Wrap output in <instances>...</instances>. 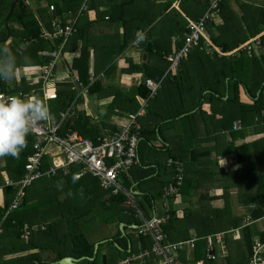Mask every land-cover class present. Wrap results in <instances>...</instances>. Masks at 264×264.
Listing matches in <instances>:
<instances>
[{
    "label": "trees",
    "instance_id": "16d2710c",
    "mask_svg": "<svg viewBox=\"0 0 264 264\" xmlns=\"http://www.w3.org/2000/svg\"><path fill=\"white\" fill-rule=\"evenodd\" d=\"M28 1L17 0L15 3V0H0V48L8 47L16 55L17 67L36 66L41 68L50 59L38 56V52L41 50L53 51L61 42V39L54 41L43 40L40 37L42 30L51 32V21L53 19H62L67 12L74 17L78 12L77 20L74 23L77 31L67 40L63 50H66V45L70 41H73V45L78 40L82 41L81 35L85 31L82 25L83 20L86 19V12L91 9L93 0H88L84 13H79L83 0L50 1L47 3V8H32ZM190 1L194 3V0ZM208 1L203 0L206 8ZM49 6L53 7V11L50 14L48 12ZM170 6L169 1L161 5L162 9L157 10L158 12H155L145 25L137 27L138 30L143 32L146 29L149 30V33L146 34L148 35V37L146 36V41H149L148 38L159 31L160 28L158 27L166 25L168 30L173 29L167 36L166 46L162 40L161 44L158 41H152L149 45L146 41H141V49L157 63L154 64V67L137 65L134 70L142 72L145 78L152 79L155 82L160 81L163 89L160 92L158 91V95L156 94L154 98L158 99L160 93L164 91L167 94V98L163 103L165 107L157 115V118L155 117V122L152 120L148 122L144 130L137 126L132 129V132L137 133L140 140L148 142L149 134L151 137L156 138L158 133L161 137L162 130L167 127L172 128L176 120L183 119L186 124L179 134L181 151L178 149L176 152H170L168 158L183 164V183L185 182V184L188 183L189 185L190 182L196 180L197 168L206 164L202 159L208 158L210 151H214L217 157L225 155L236 156L239 164L237 171L233 173H224L222 169L217 171L223 174L226 180H230L233 183L237 182V186L244 187L242 193L239 194L243 195L245 199L242 200L239 197L240 203L249 208L248 213L251 221L259 223L264 220V118L262 114L264 113V54L257 57L252 53L249 56L245 50L238 51L230 56L218 55L216 52L207 54L204 49H201L202 44L198 43L193 46L187 59L182 61L177 72H169L165 75L168 63L163 60L164 55L178 50L182 46L184 37L188 32L186 20L181 14H186L187 18L189 16L193 18L192 13L183 10L181 4L179 7L181 13L170 8ZM200 6L203 7V5ZM242 11L243 16L238 17L235 12L231 11L229 0H223L219 5L218 13L222 24L215 27L211 22L207 23L206 31L212 44L220 48L225 55L231 53L240 44L263 32L261 30L264 28V23L258 29L254 25V21L261 15L264 16V9H258L255 6H245ZM61 21L63 24H67L66 20ZM174 35L178 36V41L175 43L176 48L171 52L172 42L170 39ZM9 39L10 42L6 44L5 42ZM130 42V40H125L118 50L111 53L110 62L113 60L112 56L121 54ZM260 43L264 47V35L260 37ZM21 45H24V47L21 48ZM82 45L80 55L72 61L70 70L71 75L77 78L79 83L86 86L89 82L90 53L87 45ZM25 56L29 58L27 62L23 59ZM106 66L109 67L105 73L110 71L112 65L106 64ZM196 67L198 69L194 70ZM208 73H210V76L207 75ZM196 79L197 81H195ZM97 85L98 82L89 89V92H92ZM0 87L5 90L8 86L3 80H0ZM35 88L37 91L41 87L39 84L27 86L25 79L21 78L17 83H14L9 93L31 95V91ZM225 95H227V98L223 100ZM147 96L148 91L142 81L138 86L132 87L127 95L121 96L123 102L120 107L114 106L116 104L114 100L107 107L109 113L106 116L113 114V108L135 116L147 100ZM58 97L59 100H55L51 107L53 113L69 107L75 98V91H71L69 87L65 86L59 90ZM154 98L147 100V116L153 113V108L151 105L149 106V102ZM216 101L222 104V111H215L213 106H215ZM230 107L232 108L231 110ZM198 115L199 118H197ZM235 120H239L242 124L240 131L232 130V123ZM198 121L203 130L206 132L209 130L210 136L215 134L214 146L203 149L205 152L200 151L199 148L196 149L198 147L196 142L198 141L200 144L205 139L200 135H193V131L198 127L196 125ZM105 126L103 123L91 124L88 122L87 117L81 115L77 119L68 118L63 123L62 133L77 131L83 137L97 144L98 139L102 135V127ZM248 128H252L254 134L261 136L251 142L236 145V140L245 137ZM225 132L230 133L232 141L224 144L219 137L225 139ZM182 139L185 140L186 145L181 143ZM35 140L29 134L27 136V146L18 158L3 157L6 163L5 169L8 172V179H13L16 182L21 178L26 158L31 154L32 144ZM221 148H224V153ZM166 149L167 152L168 150L170 151V149ZM200 152L205 153V155H200ZM221 159L225 162L227 161L225 158H220L219 165L223 168ZM44 162V169H46L47 162L46 160ZM199 162L200 164L196 167ZM139 168H142V165ZM199 168L201 169V167ZM75 170L76 168L72 167L71 173ZM205 171H208V169ZM242 171L245 173L244 177L246 180L241 183L240 178L236 175ZM71 173L63 176L62 172L59 171L55 177H43L35 180L31 185L24 188L23 199L18 208L11 210L5 217H3L4 213L10 203L7 202L4 207H0V228H2L0 232V255L36 249L38 250L37 253L15 258L10 263L49 264L42 260L41 254L50 253L54 256L53 263L65 257H72L80 261L92 259L86 264H102V256H104L106 264H115L120 259L136 255L140 249L150 251L152 244L150 237L147 235H134L132 226H139L141 224L140 218L134 216L135 211L132 209L127 210L124 207L126 198L121 193L112 195L110 191L101 188L97 179L90 175L74 179ZM170 175L172 178L173 168L170 171ZM128 176L129 172L121 178L125 186L131 187L132 183L129 182ZM137 179L140 183L146 180L142 173L139 174ZM171 180L162 187V192H160L159 196L142 195L150 210L153 211L157 199L162 200L164 188L168 186ZM134 182L139 184L136 181ZM237 186L231 185L230 188L236 189ZM253 186L254 188H252ZM8 188L13 199L18 189L15 186H9ZM224 195H222V199H224ZM173 198L175 196L168 201H172ZM205 205L207 203L201 201L199 202V208L201 207L199 211L189 208L187 212L181 213V216L178 215L177 210L170 209L166 213L167 219L165 223L160 225L165 239L171 243L189 240L191 234H189L187 229H195L194 235L196 234V238L199 240L195 242L190 263H187L184 255L182 256L181 260L186 264H193V262L205 258L207 236L241 227V217L229 220V227L226 230L219 228H214L213 230L208 223H200L199 221V223L193 224L191 221L193 215L196 216L197 213L205 211ZM252 206L254 209L251 208ZM137 207L139 209L141 207L138 202ZM223 207L226 209L225 204ZM222 211L224 209L218 210L215 207L214 212L217 213L206 222L215 225L216 223H222L225 217H232L227 215L226 211L223 215ZM143 215L147 219L144 212ZM93 221L94 226L92 228L102 224H115V234L100 240L90 241L87 237V232L84 230L85 227L83 228L82 225L91 224ZM120 224H124L123 233L119 230ZM25 225L38 227L37 231L31 232L26 242L21 239ZM254 225L257 224L253 223L241 229L245 240L244 246L239 245L236 241L227 240L228 255L224 256L225 258L220 260L219 264H247L251 255L254 237L257 236L259 241L264 242V229H258ZM41 227H44V229L41 230ZM183 227L186 229L182 230ZM128 230L130 233H127ZM102 240L108 243L107 249L104 250L102 244H100L94 255V245ZM112 251L115 253L113 254ZM209 262L207 261L206 264H215ZM132 264L159 263L156 258L151 256L143 260L137 259Z\"/></svg>",
    "mask_w": 264,
    "mask_h": 264
},
{
    "label": "crops",
    "instance_id": "0c3cea01",
    "mask_svg": "<svg viewBox=\"0 0 264 264\" xmlns=\"http://www.w3.org/2000/svg\"><path fill=\"white\" fill-rule=\"evenodd\" d=\"M168 1L171 4L170 8H173L180 12L179 7L181 4L183 10H187L189 13H192L193 18H191L190 16L189 18H187L186 14L182 13L181 15H183L185 20L188 19L191 21H196L206 11V6L203 0L202 1L194 0V3L190 0H93L91 9H88V11L86 12V19L83 20L82 25L85 31L84 33L82 32L83 34L81 35L82 41L78 40L77 42L74 43V45H73V41H70L66 45V50H63L62 52V59L55 66V69H54L55 80L53 79V81L50 82V85H49V88H53V91L51 92V94L54 93L55 96H53L51 99L46 101L49 105L51 114L54 116H58L59 113L61 112L69 111L68 115L64 119V122H66L68 118L77 119L81 117L82 115L84 117H87L88 122L91 124L103 123L106 126L102 127L101 137H103L104 133H111L117 130L118 128L128 126L131 121L134 122L133 128H136L137 126H139L141 127L142 130H144L145 127L147 126L148 124L147 122L149 121L150 117L152 121L155 122L157 115L160 114L165 107V105L163 104L165 99H161V98L156 99L154 98L156 95L153 97L154 99L149 102L150 103L149 106L151 105L153 108V113L152 114L150 113V116L149 115L147 116L146 111H145L146 113L144 112V109H147V100L144 103L145 105L143 104V106L140 108V110L137 112L135 116L122 112L121 110L116 109V108H113V111H114L113 114H110V116H106V115L109 113L107 111L108 109L107 107H109V105H111V103L114 100L116 103L114 104V106L120 107V104L123 102V99L121 97L122 95L123 96L127 95L129 90L132 87L134 88L138 86L139 84H141L142 81L144 82V80L149 79V78H145L142 72H136V70H134L137 67V65H140V66L150 65L154 67V64L157 63L153 58H150L148 54L141 49V45H140L142 41L141 37H144L143 41H146L148 37V35L146 34L149 33V30L146 29L143 32L141 30H138L137 27L145 25L147 23V20H149L150 17L153 14H155V12H158L157 10L162 9L161 5L168 3ZM28 3H30L32 6L35 5L34 8H40V7L47 8V5L45 4V2H43V0H29ZM200 5H203V7ZM229 6L231 8V11L235 12L238 17H242L243 16L242 8H244L245 6H255L258 9L259 8L264 9V0H229ZM48 12L50 14L51 11L48 10ZM197 12H199V14L196 16L195 13ZM77 14L76 16L72 17L71 13L67 12L64 14L62 19L61 18L60 19L66 20L67 24H73L77 20V17H78ZM92 22L93 23L95 22V23L90 24ZM208 22H211L212 24H214L215 27L220 26L222 24V20L219 14L213 16L211 20ZM263 23H264V16L262 15L261 17H259L258 19L254 21V25L258 27V29L261 28ZM251 24H253V22H251ZM158 28H160L159 31L154 33L152 37L150 36L148 38L149 41H146L148 45L151 44L152 41H158L159 44H161V40L164 41L165 46L167 45V41H168L167 36L173 28L168 30L166 25L158 27ZM263 29L261 30L263 32H261L254 38H251L245 42V43H248L250 41L252 42L251 43V46H252L251 54L253 53L257 57H260L262 54H264V47L260 43V37L264 35ZM253 39H256V41L253 42L252 41ZM125 40H130L131 42L128 44L127 48L121 54L113 55L112 56L113 60L112 62H110L111 53H114L116 50H118V48L121 46V44H123ZM170 40L172 42V45H171V52H172L176 48L175 43L178 41V36L174 35L171 37ZM9 42H10V39L7 40L5 43L8 44ZM82 44L87 45L88 47L87 49L90 53L89 55V79H88L89 82H88V85L86 86L79 83V81L75 83L73 81L75 77L71 75V70H70L72 61L75 58L79 57L80 55L81 48L83 46ZM243 44H240L237 48L233 49L232 51L237 50ZM41 51H47V50H41ZM41 51L38 52V56ZM167 55H164V58H163L164 61H166L165 56ZM106 64H110V66L111 65L112 66H111L110 71L105 73V71L109 67V66L107 67ZM36 68H37L36 66H31V67L26 66V67L19 68V69H23L24 72L26 71L27 74L26 73L17 74L14 80L6 83V85L8 86L7 87L8 92L10 89L13 88L14 83H17L19 79L21 78L25 79L27 86H36L39 84L41 87L42 84L38 80L39 75L36 72H33L34 70H36ZM197 69L198 67H196L194 70H197ZM166 74H167V70L165 72V75ZM207 75L210 76V73H208ZM149 80H152V79H149ZM195 81H197V79ZM97 82H98L97 87L92 92H89V89ZM65 86L67 88L69 87L71 91H75V98L71 102L69 107H67L65 110H60L57 113H53L51 109L52 104L55 100L57 99L59 100V97H58L59 90H61ZM161 86L162 85H160V88L158 90L159 92L163 89V87ZM31 93L32 95H26V96L27 97L38 96L41 99H44L41 88L38 89L37 91L35 88L33 89V91H31ZM166 98H167V94H166ZM137 101L139 102L138 98H137ZM262 114L264 118V113ZM63 123L61 127V132L63 128ZM199 123L200 122L198 121L196 124L198 125V127H196V130L193 131L194 133L193 135L194 136L200 135L203 138H208L211 133L209 132V130L208 132L203 130L200 127ZM171 130L172 128L170 127L165 128V130H163L164 134L161 135L160 137L159 134L157 133L156 138L151 137L149 134L148 143L144 147H142L143 151H148V149H154V148H157L163 151L166 148L170 149L171 146H174L173 147L174 151L176 149H179V151H181L180 150L181 148H178L180 146L179 141L174 144L173 143L171 144L170 142L172 139L170 138V135L168 132H170ZM182 130L183 128H181L179 132H181ZM74 132L77 133V131H74ZM260 136L261 135L254 134L252 128H248V130L246 131L245 137L241 139L239 138L240 140H236L235 144L238 145L241 143H248V142H251L257 139ZM222 141L224 144L232 141V137L229 132H225V139H222ZM196 143L198 146L196 147V149L200 147H202V149L211 147L207 143H204L202 146H200L202 142L199 144V142L197 141ZM141 145L143 144L140 143V138H139V144L137 148L138 162H137V165L134 164L131 167L128 178L133 175L137 176L140 173L144 174L148 171H150L147 173L150 175V177L146 179V182H143L139 185L137 183H132L131 187H128L127 185L125 186L122 178L119 179V183L126 189H132L133 192L136 191V193H134L135 196L136 195L139 196V194L141 193L142 195L151 194L154 196H159L160 192H162V187L169 181V178L168 176L165 175L166 180H163L160 186L152 185L150 183L151 181H158V183H160L159 179L157 178L155 179V177H152L154 176V174L159 173V169L156 167L155 168L156 173H153V171L150 170L153 166H151L150 164H149L150 167L147 166L146 164H143L142 168L138 169V164L141 163L140 162L141 160L139 157V154L141 152L140 150ZM200 155L203 156L205 155V153L200 152ZM220 158H225L227 161L224 163L223 168L220 167L219 165ZM169 159L171 158H168L167 161ZM210 160H213V163H214L213 165L216 166L217 170L222 169L224 173H233L234 171H237L239 167L236 156L234 155H225V156L217 157L215 152L212 151V154L208 156L207 162H209ZM5 166H6V163H5L4 158H0V207H4L7 202L11 204L13 200L12 197L10 196V192L8 188L9 186L6 185V182L9 180L10 181L11 180L14 181V180L8 179V172L6 171ZM215 175H217L218 179H221L222 181H224L226 178L220 172L215 173ZM214 183L217 184L218 186L220 185V183L216 181ZM134 186H137L138 188L140 187V189L136 190ZM214 188L215 186L210 184L209 182L202 183L198 180L197 181L194 180L190 182V185L188 183L185 184L184 182L182 186L180 187V191L175 196V198H173V200L170 202L167 201L165 207H164V204L162 203V200L157 199L155 201L156 204L153 207L154 208L153 212L158 218H161V217L166 218V213L170 209H175L177 210L178 215L181 216V213L187 212L189 208H191L192 210L199 211L201 209V207L199 208V202L202 201L203 203H207V205L204 206L205 211H203V213H205L206 209L211 208V202L214 208L216 207V204H215L216 201L221 200L223 194L228 195V194H231L232 191H234L233 188H230L226 186L225 184L223 188H218V189L217 188L214 189ZM158 203H160V206L158 207L159 210L156 209V205ZM242 207H244V209L247 211L246 213L247 217L245 218L247 219L249 217V213H248L249 208L246 206H242ZM9 208H10V205L8 209ZM251 208L254 209L253 206ZM8 209L4 213L3 217H5L11 211ZM109 226L110 224H107L108 230H109ZM246 226L248 225L243 224L242 228L240 229H243ZM123 227H124V224H123ZM123 227H122V230H123ZM134 227L135 226H132L133 230L136 232ZM1 229L2 228H0V231ZM185 229L186 228L184 227L182 228V230H185ZM187 230L189 234H191L190 239L196 237V235L193 236L194 233L196 232L194 228H190ZM108 232L109 233L107 234V237H109V235L111 234L110 231ZM136 236H137V233H136ZM90 240L96 241L93 238H90ZM257 240H259V238L256 236L254 242ZM138 251L139 252L136 255L140 254L141 251L143 250L140 249ZM216 251L218 252V249H216ZM37 252L38 250L36 249H30L29 251L10 253L8 255L7 254L0 255V264H11L10 261L14 260L15 258L24 257L26 255L34 254ZM186 255L187 256L185 257V259L186 261L188 260L187 263H189V261H192L191 260L192 253L189 251L186 253ZM227 255H228V251L224 247V254L221 256L220 252L217 253V258L211 262L215 264H219L220 260L224 259L225 258L224 256H227ZM151 256L156 258L158 260V263L161 264L160 258L155 257L153 255ZM41 257H42V260L45 261L46 263L53 264L52 261H53L54 256L52 254L43 253L41 254Z\"/></svg>",
    "mask_w": 264,
    "mask_h": 264
},
{
    "label": "built area",
    "instance_id": "2783aa9c",
    "mask_svg": "<svg viewBox=\"0 0 264 264\" xmlns=\"http://www.w3.org/2000/svg\"><path fill=\"white\" fill-rule=\"evenodd\" d=\"M222 1L209 0L205 13L198 20H186V29L188 32L184 37L182 46L178 50L165 56V60L168 63L167 73L177 71L182 61L187 59L193 46L198 43L202 44L201 49H204L207 54L216 52L218 55L230 56L242 50H245L248 55L251 54V41L225 55L221 52L220 48L212 44L207 35V22L213 16L218 15L219 5ZM87 2L88 0L82 1L79 13L85 11ZM49 10L53 11V7L49 6ZM51 29V32L42 30L40 37L47 41L61 39V42L55 50L41 51L39 53V56L49 58L50 60L45 66L36 68L35 70L39 75L38 80L42 84L41 90L45 102L55 96L54 93L51 94L53 88H49L50 82L53 79L55 80V66L62 59V52L67 40L77 31L74 23L63 24L59 18L51 21ZM252 41L255 42L256 39ZM17 68V74L24 73L23 69H19L21 67ZM73 81L77 83L78 79L74 78ZM160 85L161 82H155L149 79L144 80V86L148 91L147 100L152 99L157 94ZM12 95L22 98L27 97L22 93L11 94L7 88L3 90L0 87V98L7 99V97ZM68 113L69 111H64L59 113L58 116L51 114V118L48 121L42 122L34 127L30 133L36 140L32 144L31 154L26 158L21 178L16 182L12 180L6 182L7 186H15L18 189L8 210L18 208L23 199L24 188L31 185L35 180L43 177H55L59 171L62 172L63 176H66L71 173V168L74 167L76 170L71 173L74 179L90 175L98 180L101 188L110 191L112 195L121 193L126 198L124 207L133 208L135 210L134 216L139 217L141 220V224L134 227L137 235H147L151 239L150 251L143 250L138 255L120 259L116 264H132L137 259L143 260L151 255L160 258L161 264H185L181 260L182 256L184 255L186 257V253L189 251L192 253L195 248V242L199 239L194 237L190 240L173 243L167 241L160 228V225L165 223L167 217L158 218L153 213V219H145L143 213L137 208L133 190L124 188L118 182L138 162L137 148L139 137L137 133L132 132L134 122L131 121L128 126L118 128L114 132L104 133L103 137L98 139L97 144H95L92 140L74 131L61 132L62 123ZM241 129L242 124L240 121L232 124L233 131H240ZM44 160L47 162L46 169H44ZM167 165L173 168V175L171 182L164 188L162 196L164 207L171 197L178 194L183 184L182 163L169 159ZM43 229L44 227H41V230ZM37 230V226L28 227L25 225L21 239L27 241L31 232ZM206 240L205 258L195 261L193 264H206L207 261H214L217 258V253L220 252L221 256L224 254L222 235H210L206 237ZM216 249H218V252ZM247 264H264V242L257 240L253 243L251 256L248 258Z\"/></svg>",
    "mask_w": 264,
    "mask_h": 264
},
{
    "label": "rangeland",
    "instance_id": "374dc122",
    "mask_svg": "<svg viewBox=\"0 0 264 264\" xmlns=\"http://www.w3.org/2000/svg\"><path fill=\"white\" fill-rule=\"evenodd\" d=\"M50 1L53 2L55 0H43V2H45L46 5ZM32 7L34 8L35 5H33ZM195 14H196V16L198 15L197 13H195ZM33 72H35V70ZM24 73H26V71ZM24 98H27V97H24ZM159 98L166 100V93L165 92H161L160 95H159ZM226 98H227V96L225 95L223 97V100H225ZM221 105L222 104L220 102L216 101L215 102V106H213L214 109H215V111H217V112L222 111V108L223 107ZM235 106H233V107H235ZM231 109L232 108L230 107V110ZM145 111H146V109H144V112ZM197 118H199V115L197 116ZM151 120L152 119L150 117V119H149L148 122H151ZM236 121H239V120H235L234 122H236ZM185 124H186V122L183 119H178V120H176L173 123L172 130L170 132H168L169 135H170V138L172 139L170 141L171 144L172 143L174 144V143L180 141V137H179L180 132H179V130L181 128H183ZM187 132H188V129H187ZM163 134H164V132L162 130V135ZM214 135L213 136L211 135L208 138H205L203 140V142L200 144V146H202L204 143H207V144H209L210 146L213 147L214 144H215ZM156 137H157V135H156ZM219 139H223V137H219ZM140 143H142L143 145L140 146L141 152L139 154V157H140V160H141L140 162L141 163L138 164V169H140L139 166H141V165L143 166V164H146L149 167H150V165L153 166L150 169L151 171H153V173H156V169H155L156 167L159 169V173L158 174H154V176H152V175L151 176L152 177H155V179L156 178L159 179L160 183H158V181H151L150 183L152 185H159L160 186L161 183H162V181L163 180H166V176H168V178L170 180L171 179L170 171L172 170V168L167 165V159H168V155H170V152H174V148H173L174 146H171L170 151L168 150L169 153L166 151L167 149H165V150L162 151V150H159L157 148L148 149V151H143V148L142 147H144L148 142L145 141V140H140ZM181 143H184V145H186L184 139L181 140ZM178 148H180V147H178ZM199 149H200V151L205 152L202 149V147H200ZM221 149H222V151L224 153L225 152L224 148H221ZM177 150L178 149H176L175 152ZM209 154L211 155L212 154V151H210ZM202 160L204 162H206V164L200 165L199 167H201V169L198 167V165L200 164V162L196 164L197 165L196 167H198L197 170H196V176H195L196 177V181L198 180V181H200L202 183L209 182L210 184H212V185L215 186L214 189H216V188L217 189L218 188H223L224 184L226 186H228V187H230L231 185L237 186V182H234L233 183L230 180H226V178H225V180L223 179L224 181H222L221 179H218L217 175H215V173H218V171L216 169V166L213 165L214 164L213 163V160H210L209 162H207L208 158H205V159H202ZM135 165H137V163ZM206 169H208V171H205ZM148 172H150V171H148ZM148 172H146L145 175L143 174L144 178H146V179H148L150 177V175L147 174ZM203 174H205V175H203ZM206 175H208V176H206ZM246 175H248V174H246ZM236 176H238V178H240V182L241 183L244 180H246L245 177H244L245 176V173H243V171L240 172V173H238ZM138 177H139V175L138 176L133 175V176L129 177L128 180H129L130 183H135L134 181H136L139 184H141L140 181L137 179ZM231 177H233V176H231ZM248 178H249V176H248ZM213 181L214 182L216 181V182L220 183V185L218 186ZM144 182H146V180ZM134 188L136 190H139L140 189V187L138 188L137 186H134ZM252 188H254V186ZM243 189H244V187L237 186V188L234 189V191L230 190V191H232L231 194L225 195L224 196V199H221L219 201H216V203H215L216 204V208L218 210L224 209V211H222L223 212L222 213L223 215L225 214V211H226L227 212V215H229V216L231 215L232 216L231 218L230 217H225V220L222 223H216L215 225H212L211 223L206 222L208 219L212 218L215 215V213H217V212H214L215 207L213 208V204L211 202V208L206 209V212L205 213L199 212L196 216L193 215V219L191 220L193 224H196V222H198V221L200 223H202V222L203 223H208L210 225V228H213V230H214V228H219V229L226 230L229 227L228 226V221L229 220H232L233 218H236V217H241L242 218V223L240 225L241 227H239L237 229H233L234 231L233 230H230L228 232H218V233H215L214 234V235H217V234L222 235L223 244H224V247H225V249L227 251H229L228 243H227V240H229V239L230 240H233V241H236V243H239V245L244 246V241L245 240H244V237H243V231L240 229V228H242L243 224L244 225H252L254 223V224H257V225H254V226H256L258 229H264V221H261L259 223H256V222H252L251 219H250V217H248L247 219H245L247 217L246 216L247 211L244 209V207H242L243 205L240 203L241 202L240 201V198L242 200H244L245 197H243V195L239 194V193H242ZM133 193H136V191L133 192ZM134 200L136 202V205H137V202L140 204V206H141L140 209L138 207L137 208L142 213L144 212V214L146 215L147 219H149V220L153 219V216H154L153 213L154 212L147 207V204L145 203L144 199L142 198V193L139 194V196L138 195H136V196L134 195ZM224 204L226 206V209L223 207ZM240 204H241V206H240ZM159 206H160V203H158L156 205V209L157 210H159V208H158ZM126 209L129 210V209H133V208H126ZM133 211H135V210L133 209ZM92 226H94V221L91 224H83L82 225L83 228L85 227L84 230L87 232V237H88L89 240H90V238H93L94 240H96L98 238H99L98 240H100L102 238H105V237H107V234L109 233L108 231H110V233H111L109 235V237L112 236V235H114L115 232H116V225L115 224H110V226H112V227L109 226V230H108V227H107L106 224L97 225L96 227H93V228H92ZM119 229H120V226H119ZM127 233H130V231L128 230ZM133 233L136 236V232L134 231ZM195 235H193V236H195ZM214 235H211V236H214ZM254 240H255V237L253 239V242H254ZM96 244L98 246L100 244H102V247H103L104 250H106L107 247H108V243H106L103 240L102 241H99ZM95 245H94V247H95ZM96 252H97V250H96ZM114 253L115 252H113V254Z\"/></svg>",
    "mask_w": 264,
    "mask_h": 264
},
{
    "label": "clouds",
    "instance_id": "9594fccd",
    "mask_svg": "<svg viewBox=\"0 0 264 264\" xmlns=\"http://www.w3.org/2000/svg\"><path fill=\"white\" fill-rule=\"evenodd\" d=\"M23 59L27 62L29 58L25 56ZM17 70L16 55L8 47L0 48V80L5 83L14 80ZM50 118L48 103L38 96L22 98L12 95L7 99L0 98V158H18L26 148L27 136L34 127ZM221 161L223 166L225 161Z\"/></svg>",
    "mask_w": 264,
    "mask_h": 264
},
{
    "label": "water",
    "instance_id": "95a60500",
    "mask_svg": "<svg viewBox=\"0 0 264 264\" xmlns=\"http://www.w3.org/2000/svg\"><path fill=\"white\" fill-rule=\"evenodd\" d=\"M16 2H17V0H15V3ZM122 227H123V224H120L121 233H123ZM97 248H98V245L96 244L94 247V253H93L94 255L96 254ZM89 260H92V259H83L82 261H80V260L74 259L72 257H65V258H63V259H61V260H59L53 264H86ZM102 264H106V259L104 256H102Z\"/></svg>",
    "mask_w": 264,
    "mask_h": 264
}]
</instances>
